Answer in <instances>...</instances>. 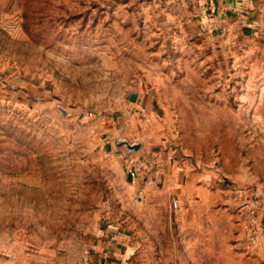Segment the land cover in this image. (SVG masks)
Returning <instances> with one entry per match:
<instances>
[{
	"label": "rangeland",
	"instance_id": "obj_1",
	"mask_svg": "<svg viewBox=\"0 0 264 264\" xmlns=\"http://www.w3.org/2000/svg\"><path fill=\"white\" fill-rule=\"evenodd\" d=\"M211 1L0 0V264H96L110 227L123 264H264V0ZM153 126L187 185H130Z\"/></svg>",
	"mask_w": 264,
	"mask_h": 264
},
{
	"label": "crops",
	"instance_id": "obj_2",
	"mask_svg": "<svg viewBox=\"0 0 264 264\" xmlns=\"http://www.w3.org/2000/svg\"><path fill=\"white\" fill-rule=\"evenodd\" d=\"M261 1L262 0H241L240 3L235 0H212L210 6L212 12H215L216 14L218 13L227 15L229 14V12L234 13L237 9L242 10L243 12L247 10L254 11L256 6ZM138 101L140 102L139 107L148 110L147 113L149 114V117L147 118H150L154 121L156 120L157 116H159V111H157L156 108L165 109V106L163 105L164 102L160 99H157L155 101L152 100L151 103H146L141 98V96H139ZM144 113H146V110ZM158 119L161 118L158 117ZM165 119L166 116H164L161 120L164 121ZM153 128L154 126L152 127L151 131H158L159 135H156L155 139H151L150 141L148 140V143H145L144 140L142 143V150L139 152L142 156H144L145 154L150 155L149 158L151 161V165H149L150 168L148 172L152 174L147 175L145 172H142L135 187H138L139 192L142 191L141 189H143L144 187L154 185L158 182H164L168 185L170 184L173 186L174 184L180 182V178L185 181V185H187L188 180L186 177L182 178L181 173L184 172V170L191 172L193 168L192 165L184 163L181 166V162H178V160L174 156V151L172 149L173 142H170V147V144L168 145V138L166 139V141L164 138H160V135H163L164 126H157L156 128ZM164 136L167 137V134H165ZM118 156L121 160V163L125 165L124 159L121 158L120 155ZM144 168H146V166H144ZM107 235L108 237L106 240L104 239V243L100 242L99 246L96 248L95 252L97 255H99V259L97 260L96 264H123L121 262L123 260V256L118 254L119 250L117 245V243H119L118 240H122V237H120L121 234L118 232L108 231Z\"/></svg>",
	"mask_w": 264,
	"mask_h": 264
},
{
	"label": "built area",
	"instance_id": "obj_3",
	"mask_svg": "<svg viewBox=\"0 0 264 264\" xmlns=\"http://www.w3.org/2000/svg\"><path fill=\"white\" fill-rule=\"evenodd\" d=\"M235 1H241V0H235ZM239 9L236 10L238 12ZM120 157L124 159L125 165L127 168V174L129 177V182L132 186H136L137 181L139 179V176L142 172H145L147 175H151L152 173L148 172L149 168H144L145 161L144 157L139 154H129L127 155L126 152H121ZM173 207L175 209L179 208V201L174 200L173 201ZM112 232H117L119 229L117 227H110ZM256 240V239H255Z\"/></svg>",
	"mask_w": 264,
	"mask_h": 264
},
{
	"label": "water",
	"instance_id": "obj_4",
	"mask_svg": "<svg viewBox=\"0 0 264 264\" xmlns=\"http://www.w3.org/2000/svg\"><path fill=\"white\" fill-rule=\"evenodd\" d=\"M131 102H135L137 100V95L136 94H131L129 97ZM121 144L125 145L126 148V154H139L141 145L140 144H130L128 142H121Z\"/></svg>",
	"mask_w": 264,
	"mask_h": 264
}]
</instances>
